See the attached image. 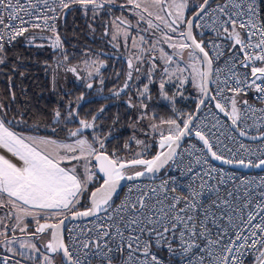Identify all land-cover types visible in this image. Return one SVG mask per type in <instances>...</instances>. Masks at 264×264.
Masks as SVG:
<instances>
[{"label": "snow or ice", "instance_id": "1", "mask_svg": "<svg viewBox=\"0 0 264 264\" xmlns=\"http://www.w3.org/2000/svg\"><path fill=\"white\" fill-rule=\"evenodd\" d=\"M28 62L59 97L43 135L10 111ZM5 70L0 264H264V0H0ZM69 74L114 77L127 131Z\"/></svg>", "mask_w": 264, "mask_h": 264}, {"label": "trees", "instance_id": "2", "mask_svg": "<svg viewBox=\"0 0 264 264\" xmlns=\"http://www.w3.org/2000/svg\"><path fill=\"white\" fill-rule=\"evenodd\" d=\"M67 32L69 35V39L75 42V39L72 35V29L76 28L79 33V39L86 40V27L84 25L83 20L73 19L72 17L68 18L67 22ZM83 30V31H81ZM43 55H41L38 59L43 60ZM23 70V69H21ZM12 75L11 72L5 70L3 74H0V99H2L5 103L10 102V97L7 96V88L6 85L8 83L7 77ZM15 81V93H16V101L12 103V109H16L18 111L24 112L28 119L32 122H42L39 132H33L32 134L43 135L45 133L44 125L47 124L51 117L52 109L59 102V97L51 90L49 86V77L43 70L42 64L36 63L33 64L31 62L27 63V71L25 76H14ZM66 87L71 90L74 96H78L81 91H84V88H80L78 83H73V79H69L66 82ZM155 103V102H154ZM94 108L89 110L88 107L85 109L88 111L95 112L101 107V104L92 103ZM96 104V105H95ZM186 109L191 108V105H182ZM157 111L161 114H165L166 108L157 107ZM84 111V110H83ZM87 111V112H88ZM119 115V127L123 132L127 131V115L128 112L125 107H122L119 110H106L104 114V119L106 121H111V119L115 116ZM19 131L20 129H15ZM29 131V130H26ZM119 134V133H118Z\"/></svg>", "mask_w": 264, "mask_h": 264}, {"label": "flooded vegetation", "instance_id": "3", "mask_svg": "<svg viewBox=\"0 0 264 264\" xmlns=\"http://www.w3.org/2000/svg\"><path fill=\"white\" fill-rule=\"evenodd\" d=\"M111 71L112 70L109 69V73H111ZM71 78L72 77L69 74L68 80L71 79ZM114 83H115V78L114 77H112L110 79H106L105 89H104V91L101 94H98L95 90L84 89L83 92L86 93V97H85V101L81 102L82 105H83L82 110H84V112H87L88 110L85 109L86 107H88L89 110L93 109L94 106H93L92 103L101 104L102 106L106 105L107 106L106 110L107 109H109V110H119L122 107H124L122 101L117 100L115 98H110V93H109L108 89L113 87ZM97 87H99V86L97 85ZM89 96L91 97V99L93 101L91 103H89ZM154 102L157 104V107H163L161 102H159L155 98H154Z\"/></svg>", "mask_w": 264, "mask_h": 264}, {"label": "built area", "instance_id": "4", "mask_svg": "<svg viewBox=\"0 0 264 264\" xmlns=\"http://www.w3.org/2000/svg\"><path fill=\"white\" fill-rule=\"evenodd\" d=\"M255 173H256L255 170H251V174H255ZM260 174H264V173H260ZM172 175H173L174 177L179 178V174H178V172H173Z\"/></svg>", "mask_w": 264, "mask_h": 264}, {"label": "water", "instance_id": "5", "mask_svg": "<svg viewBox=\"0 0 264 264\" xmlns=\"http://www.w3.org/2000/svg\"><path fill=\"white\" fill-rule=\"evenodd\" d=\"M238 171H246V172H247L248 170H242V169H241V170H238ZM255 171H258V170H255ZM165 175H167V173H165Z\"/></svg>", "mask_w": 264, "mask_h": 264}]
</instances>
